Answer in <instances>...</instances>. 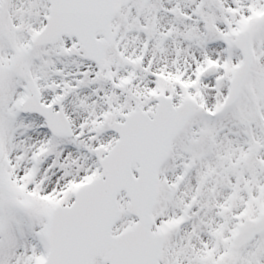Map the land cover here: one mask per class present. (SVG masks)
Instances as JSON below:
<instances>
[{"label":"snow or ice","instance_id":"obj_1","mask_svg":"<svg viewBox=\"0 0 264 264\" xmlns=\"http://www.w3.org/2000/svg\"><path fill=\"white\" fill-rule=\"evenodd\" d=\"M0 264H264V0H0Z\"/></svg>","mask_w":264,"mask_h":264}]
</instances>
